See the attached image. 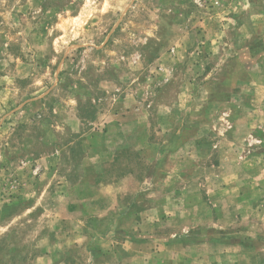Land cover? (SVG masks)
<instances>
[{
	"label": "rangeland",
	"instance_id": "1",
	"mask_svg": "<svg viewBox=\"0 0 264 264\" xmlns=\"http://www.w3.org/2000/svg\"><path fill=\"white\" fill-rule=\"evenodd\" d=\"M0 264H264V0H0Z\"/></svg>",
	"mask_w": 264,
	"mask_h": 264
}]
</instances>
